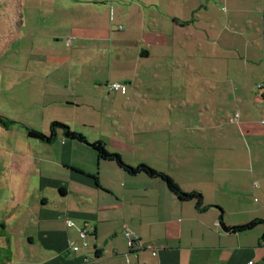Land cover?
Segmentation results:
<instances>
[{"label":"crops","instance_id":"obj_1","mask_svg":"<svg viewBox=\"0 0 264 264\" xmlns=\"http://www.w3.org/2000/svg\"><path fill=\"white\" fill-rule=\"evenodd\" d=\"M25 5V18L14 12L26 21L41 96L75 110L53 122L197 190L207 208L57 132L53 169L33 192L42 205L19 214L6 264H264V0ZM215 207L227 227L261 224L227 233ZM84 225L90 246L76 254L68 245Z\"/></svg>","mask_w":264,"mask_h":264},{"label":"rangeland","instance_id":"obj_2","mask_svg":"<svg viewBox=\"0 0 264 264\" xmlns=\"http://www.w3.org/2000/svg\"><path fill=\"white\" fill-rule=\"evenodd\" d=\"M27 0H0V264H6L17 243L19 214L29 205L41 204L35 186L53 169L49 143L27 136L26 129L48 134L55 118L73 116L65 107H52L42 98L41 83L31 64L30 49L24 41L25 19H16V7L25 18ZM67 120V119H66ZM61 133V131H59ZM20 218V217H19ZM6 224L2 228V224ZM23 234L32 228L20 227Z\"/></svg>","mask_w":264,"mask_h":264},{"label":"trees","instance_id":"obj_3","mask_svg":"<svg viewBox=\"0 0 264 264\" xmlns=\"http://www.w3.org/2000/svg\"><path fill=\"white\" fill-rule=\"evenodd\" d=\"M262 86H264V83L260 84L258 86L257 90H259L260 93L262 95H264V90H263ZM115 93H119V92H115ZM126 93H127V90H126ZM122 95H124V94H122ZM0 123H3V119L1 117H0ZM262 124L264 125V120L262 121ZM49 130H50V132L48 134H43V133L35 131L34 129H26V133H27L28 137L34 138V140H39V141H43L45 143L51 144L54 142V140H56L57 132L61 131L64 138H66L70 141H76V142H79L80 144H85V145L89 146L97 154V158L100 161H106L109 163H113L114 165H116L120 169L124 170V173H126L130 176H136V175L140 176L141 175V176H145V177L150 178V179L159 180L166 185L168 192H170L172 195H174L178 200L183 201V202L194 201L195 202V208L198 211H205L206 210L207 206H203V197H202L200 192H198L197 190H193L189 193H184L180 189V186L171 177H169V175L165 174L164 172L156 171V170H154V168H151L150 166H147L144 164L137 165V166L127 165L122 160L121 155H119L117 153H110L106 149L103 142L89 141L85 136L81 135L80 133L71 131L67 126H65L64 123L52 122V124H50ZM215 209L219 212V219H220L219 224H220L222 230L227 232V233H240V232L243 233L245 231L252 229L257 224H261V222H259L257 220V221H253L251 223H248L247 225H238L235 227H227L222 222V220H223L222 219V210L220 208H217V207H215ZM2 228H4L3 225H2ZM1 237H3V234L1 235ZM263 240H264V237H263ZM88 247L85 250H87ZM95 258H98V256L96 255Z\"/></svg>","mask_w":264,"mask_h":264},{"label":"built area","instance_id":"obj_4","mask_svg":"<svg viewBox=\"0 0 264 264\" xmlns=\"http://www.w3.org/2000/svg\"><path fill=\"white\" fill-rule=\"evenodd\" d=\"M263 59H264V55H263ZM108 86H109V90H111L112 92H119L121 94H125L127 90L126 84L124 83H112V84L110 83ZM262 88L264 90V86H262ZM63 222L66 224L67 227L73 226V222L69 219L63 218ZM89 231L91 230L88 227V225H84L80 229V231H78V241H76V239H72L69 242L68 245L69 250L76 254L85 250L89 246V242H88V235L90 233ZM124 235L125 238L127 239L128 248L131 249L132 247H135L136 243L130 239V234L128 230L124 233ZM88 261L89 260L86 258L84 264H89ZM247 264H253V262H248Z\"/></svg>","mask_w":264,"mask_h":264}]
</instances>
